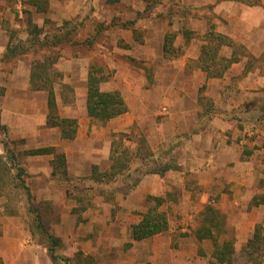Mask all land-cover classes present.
Listing matches in <instances>:
<instances>
[{"label": "rangeland", "instance_id": "rangeland-1", "mask_svg": "<svg viewBox=\"0 0 264 264\" xmlns=\"http://www.w3.org/2000/svg\"><path fill=\"white\" fill-rule=\"evenodd\" d=\"M61 2L64 0H0V7L9 14L1 22L8 41L5 50L0 52V111L1 107L7 108L1 122L12 125L10 131L9 128L5 133L0 131L1 147L6 138L13 140V135L21 134L24 129L36 130L32 135L15 139V144L8 146L15 155L13 160L7 159L9 154L3 148L0 232H15L21 239L23 237L26 246L44 243L40 227L48 229L62 241L56 253L69 258L71 264L149 263L153 256L152 241L133 242L130 232V226L137 223L139 215L146 213L151 206L145 202L140 204L134 196L135 182L140 180L142 173L155 167L150 160L141 159L147 155L146 148L135 158L134 146L120 136L112 137L118 133L108 135L107 122L93 120L80 146L88 172H83L82 161L79 163L73 159L72 153L77 146L69 142L65 147L70 158L66 160L67 176L62 175L63 165L59 161L56 174L51 175L54 157L39 163L23 154L49 146L50 143L42 142L46 134L49 142H58L53 132H46L50 128L37 125L43 114L41 96L32 89L30 81L31 94L26 89V94L12 93L6 100L5 90L12 84L24 87L25 78L27 81L34 69L41 80L47 76L57 97H62L60 115L79 116L84 103L82 90L75 89L78 82H74L73 75L89 69L104 79L99 87L111 89L119 85L114 79L115 63L122 66L128 59H133L137 72L143 78H149L156 58L145 61L141 57L151 52L159 55L163 47L169 54L163 52L164 58L157 62L159 65L168 64L171 58H175L173 55L181 54L186 55L188 66H196L202 58L212 73L221 75L211 78L214 83L201 93L199 104L204 108V114L199 115V120L204 122L206 117L225 112L224 116L234 125L233 130L237 127L240 135L250 134L247 139L253 144L246 147L245 154L254 171L258 194L264 192V0H121L117 4L101 1L99 6L93 0H67L69 8L64 10L65 18L58 13V7L51 6ZM76 9L79 12L75 13ZM213 35L227 37L232 47L219 49V42ZM55 39H61L60 46H52ZM203 47L205 51L201 55ZM233 55L239 61L223 70L226 64L220 58L228 60ZM36 62H51L52 65L45 72L41 71L39 64L35 65ZM137 81L145 90L151 87L145 79L143 83ZM121 82L125 85L124 80ZM119 89L120 93L128 91L122 85ZM25 99L33 104L31 111L25 107ZM18 100L19 105H7L9 101ZM144 114L142 123H135L125 134L126 139L139 142L145 134L157 133L156 124L163 116ZM112 140L119 149L118 155L123 149L128 151L121 155L117 165L120 175L96 181L99 167L95 168L93 161L105 157ZM166 147L163 143L164 150L154 153L160 164L171 161L170 150ZM23 185L29 188V200ZM167 193L170 195L167 202L157 209L168 219V229L159 235L160 253L168 252V244L178 250V239L185 238L182 228L194 232L201 210L198 205H190L188 199L191 195V201L198 204L199 186H194L190 194L182 193L166 181L161 184L157 196L163 197ZM225 217L224 234L235 245L234 264H249L242 255L245 243L237 241L236 226L229 224L228 216ZM191 240L195 244V240ZM202 245L212 247L210 241H204ZM163 257L165 259L157 257L156 264L169 263V256ZM48 263H51L49 258Z\"/></svg>", "mask_w": 264, "mask_h": 264}, {"label": "crops", "instance_id": "crops-1", "mask_svg": "<svg viewBox=\"0 0 264 264\" xmlns=\"http://www.w3.org/2000/svg\"><path fill=\"white\" fill-rule=\"evenodd\" d=\"M93 1L94 3H97V6L100 5L101 1L108 4V0ZM51 6L54 8L58 7V13L63 14L62 16L65 18L64 10L69 8L67 0H64V2H61L59 5L54 3ZM77 12L79 11H75V13ZM8 15V12H5L3 7H0L1 53L5 50L8 42L7 37L4 35L6 30L3 28L1 22L8 18ZM127 43L131 45L130 41H127ZM141 58L145 61L151 59L154 60L156 58L155 67L151 74L152 83L148 90L143 89V85L139 84L137 81L139 79L143 83L145 78L133 69L128 61L122 66L115 63L117 71L114 79L119 83L118 86L111 89H102V87H99L102 92H118L127 107L126 113L111 119L106 123L108 135H111V133H118L117 135H113V138L120 134L129 133V129H131L135 123L138 125L142 123V118L146 112L152 113L154 116L157 113L163 116L161 118L162 121L156 124L157 133L147 136L145 134L143 140L145 141V147L150 149L153 154L151 156L153 162L149 163L155 167L160 165V163H158V159L155 157L154 153L158 151L160 152V149L163 148V143L165 144V147L167 146L166 148H169V158H171V161L166 164H168L171 169L165 172L163 176L156 173H142L140 180L135 182L134 196H137V202H140V204L145 202L146 204H151L149 208H153L156 204L157 198L163 200V203L161 204L162 206L167 202L168 197H170L168 193L163 197L157 196V192L160 190L163 182H171V186L176 187L177 191H181L182 193L185 192L190 194L191 190L196 185L199 186V189L201 190L198 204H194V202L191 201V195L188 196L190 205H198L201 210L197 216V228L194 232H190L186 227L182 228L181 231L185 238L178 239V241H180L177 245L178 250L172 249L170 244L167 245V248L169 249L168 252L160 253L158 250L161 243L159 235L168 229L167 218L166 230L139 241H152L153 256L147 264H156L155 259L157 257L165 259L163 256H169V263L165 262V264H210V262L213 261L212 255L215 249L213 241L208 237L203 238L202 240H198L197 238V232L203 227V222L205 221V218H207V207H211L218 211L223 217L224 222L221 233L219 234V241H232L235 251L233 240L226 238L224 234L226 233L225 216L227 215V222L236 226L238 232L237 241L245 243L243 246L244 250L248 240L252 239L257 226L262 228V233L264 234V226L262 225V223H264V205L256 204V197L264 194V192L258 194V187L253 180L254 171L249 164L250 162H247L248 157L245 154L246 147L250 146L249 144H253L252 142L249 143V139H247L250 134L245 135V133H243L240 135L237 127H234L235 129L233 130L232 128L234 125H232V122L224 116V114H226L225 112L206 117L204 122L199 120V115L204 114V108L201 107L198 100L199 90L203 86L205 88L206 86L209 87L210 84L214 83V80L208 78L207 74L201 69L188 66L186 55L179 58H171L168 64L159 65L157 62H160V60L164 58V53L161 48V54L158 55V53L155 54L151 52L148 53L147 56ZM89 72L90 70L86 69L80 75L72 76L74 82H78L75 89L82 90L81 100H83L84 105L83 108H81L79 116L62 117L59 112V115L62 118L77 120L78 128L75 138L73 140L61 139L60 130L58 128L46 129V132H53L58 137V142L60 143L57 141L49 142L50 139H47L48 134H46V137H42V142L50 143V145L46 147L55 148L56 153L64 154L67 161H69L70 158L69 152L65 150V147L69 142H72L73 146H77V150L72 153V157L73 159L78 160L79 163L82 161V170L86 173L88 172L84 161L86 159L80 153V146L90 128L91 122L93 121L88 117L86 109ZM121 80L125 81V85L122 84ZM29 81L30 78H27V81L25 78L24 87L17 86V84H12L11 87H7L5 90L6 100H8L12 93L20 95L26 94L28 92L26 89H28L29 94H31ZM120 85L124 86L128 91L120 93ZM22 88L25 91L23 93ZM54 91L57 107L59 109L60 101L62 102L63 99L61 96L57 97L56 90L54 89ZM36 93L41 96V113H43L41 122L37 123V125L46 126L47 94L45 91H38ZM23 101L27 110L31 111L33 104L26 101V99ZM9 102L7 105L10 104L9 106L13 107L14 104H18L20 101ZM157 108L160 109L159 112L156 111ZM1 109L0 117L2 118L4 117L3 113L7 108L1 107ZM4 124L2 125L5 127L7 126L6 129L9 128L10 131L12 125L6 122ZM11 131H13V129ZM34 132H36V130L33 128L24 129L21 134H14L13 140L25 138L30 134H34ZM126 138L127 137H123L122 139H125L124 141L126 143L134 146L135 151L141 147L142 144L138 141L128 140ZM113 143L116 148L115 141H110L105 157L100 161H93L95 168L99 167V174H109L111 167L113 166V158L114 161L117 160L116 154L114 156L112 155ZM3 155L4 151L0 144V158L5 160ZM89 156L91 157V155ZM53 157V155L34 156L31 158V161L37 160L39 163L46 162L52 160ZM174 164L175 166H173ZM91 169L92 167L90 170ZM46 171H48V168H46ZM170 178L171 181L169 180ZM144 214L145 212L140 214L139 220L133 225L138 224L143 219ZM131 227L132 225L130 226L131 241L135 242L132 239ZM214 235H217L216 232H214ZM191 238L195 240V244L190 242ZM23 241V237L21 239V237L15 232H0V264H52L48 263L47 252L43 247L33 244H27L24 246L25 242ZM204 241H210L212 247L206 245L203 247L202 243H204ZM173 243L176 244V242ZM201 246L202 249H200ZM206 247H208L207 250L204 249Z\"/></svg>", "mask_w": 264, "mask_h": 264}, {"label": "trees", "instance_id": "trees-1", "mask_svg": "<svg viewBox=\"0 0 264 264\" xmlns=\"http://www.w3.org/2000/svg\"><path fill=\"white\" fill-rule=\"evenodd\" d=\"M121 0H108V4H117ZM213 38L217 40L219 49L220 47L226 46L231 48L232 43L231 41L223 36V35H213ZM62 43L61 39H55L54 42L52 43L53 47H58ZM71 45V43H67ZM242 48V47H240ZM205 47L202 48L201 50V55L204 53ZM163 52H165L167 55L169 54L168 49L163 47ZM182 56L180 55H173V57L178 58ZM221 61H225L224 69L226 70L227 67L233 63H237L239 61V58H235L234 55L231 57V59H225V58H220ZM128 62L131 64L133 69H136V66H134L135 61L133 59H128ZM39 64V68H41V71L48 72L51 67V62L46 64V62L38 63L36 62L35 65ZM196 68L201 69L203 72L207 74L208 78H219L221 75H217L218 73H212L210 70L209 66L204 64L203 59H199V62L196 66ZM152 72L149 73V78H145V80L149 81L152 83ZM44 80V81H43ZM104 81L101 77L96 76L93 74L91 71L89 72V77H88V86H87V101H86V109H87V115L89 118L92 120H97L100 122H107L111 119H114L116 117H119L120 115L126 113L127 107L125 105L124 100L120 96L118 92H102L99 89V84ZM41 82L40 85H38ZM30 83L31 87L35 91H45L47 94V116H46V127L47 128H58L60 130V136L61 139L65 140H73L76 136L77 133V120L76 119H71V118H62L59 115V109L57 107L56 103V96H55V91L53 86L51 85V81L49 78H42L40 77V74L31 71L30 74ZM66 86V85H65ZM64 86V87H65ZM204 86L201 87L199 90V96L198 100L200 101L202 96L201 93L204 90ZM0 131L3 133L6 132V127L1 124V117H0ZM121 138L126 137L127 135L125 134H120L119 135ZM15 140H10L6 138L5 141L2 142L4 151L9 154V158L13 160L15 158V155L8 149V146L11 144H15ZM21 142V141H20ZM141 147L135 151L134 157L137 158L138 156L141 155L142 150H144L145 141L142 139L139 141ZM112 155L114 156L116 154V161H114L113 158V166L111 167V171L109 174H99L94 177L96 181H101L104 179L105 176L108 177H113L115 175L120 174L117 165L120 161L121 155L128 152L126 149H123L120 153L118 154L117 148L114 147V143L112 146ZM147 155L145 157H141L142 160L148 159L151 162L152 158L151 156L152 151L148 148L145 149ZM26 156H42V155H53L54 160H53V166H52V172L51 175H55L57 170L56 167L59 166V164L63 167L62 175L67 176V168H66V159L64 154H59L56 153L55 148L53 147H45V148H40L36 150H31V151H26L23 153ZM3 160L0 158V161ZM59 161V164H58ZM171 167L168 164H160L157 165L154 169H150L146 171L147 173H156L160 176H163L165 172L170 170ZM20 175V174H19ZM101 178V179H100ZM24 190L26 191V196L27 199L29 200L31 198L30 191L28 186L23 185ZM68 193V192H67ZM257 198V205H264V194L259 195L256 197ZM163 203V200L161 198L156 199V204L153 208H150L143 216V219L136 225H132V239L135 242H139L145 238L151 237L155 234H159L166 230L167 228V221H166V216L164 213H158L157 209L161 206ZM206 214L207 218H205V221L203 222V227L199 229L197 232V238L198 240H202L203 238H210L213 241L214 244V252H213V261L210 262V264H234V246L232 241L230 240H223L219 241V234L221 233L222 226H223V217L222 215L212 209L211 207L206 208ZM36 217H39V214L36 212ZM41 233L43 235V238L45 242L43 243H38L39 246L44 247L47 256L52 264H71V261L69 258H63L59 256L56 251L58 248L62 246V241L59 237H57L53 232L49 231L48 229H43L40 227ZM214 232H216L217 235H214ZM242 255L245 257L246 262L249 264H262L264 263L261 261V259H264V234L262 233V228L260 226H257L255 228L254 234L252 239L248 240L246 247L244 248Z\"/></svg>", "mask_w": 264, "mask_h": 264}]
</instances>
